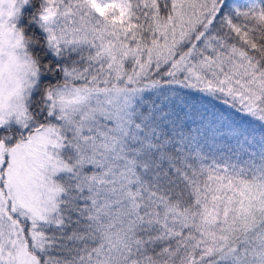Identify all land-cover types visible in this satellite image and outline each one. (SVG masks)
Listing matches in <instances>:
<instances>
[{"label": "snow or ice", "instance_id": "1", "mask_svg": "<svg viewBox=\"0 0 264 264\" xmlns=\"http://www.w3.org/2000/svg\"><path fill=\"white\" fill-rule=\"evenodd\" d=\"M0 264H264V0H0Z\"/></svg>", "mask_w": 264, "mask_h": 264}]
</instances>
